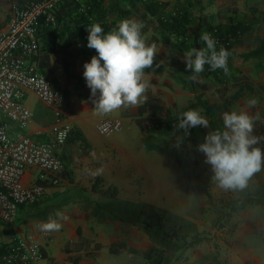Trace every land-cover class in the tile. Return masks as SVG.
Returning a JSON list of instances; mask_svg holds the SVG:
<instances>
[{
	"label": "crops",
	"instance_id": "crops-1",
	"mask_svg": "<svg viewBox=\"0 0 264 264\" xmlns=\"http://www.w3.org/2000/svg\"><path fill=\"white\" fill-rule=\"evenodd\" d=\"M29 1L32 0L0 2L2 13L0 30L7 26L13 7L24 6ZM174 1L176 10L169 12L173 14L188 12L191 19L190 27L198 28L200 34L210 33V30L216 27L223 28L224 33H228L229 29L234 30L237 25L250 28L246 32L238 33L229 41L231 53L228 58L229 72L224 73L219 80L207 77L202 72L198 81H192L189 78L191 73L185 67L186 52L178 50L180 39L172 38L167 33L162 35L155 20H150L149 16L142 20L144 12L141 9L131 10L127 1L105 0L106 6L120 3L123 10H131L125 16L117 12L108 13L106 23L110 24L112 29L125 18L143 22L146 43L155 42L157 45L154 64H159V67L156 70L145 69L142 79L148 85L146 90L148 98L139 105L122 106L113 113L101 115L95 110L90 89L86 85L73 91L72 107L69 111L65 110L63 105L72 128L85 136L88 150L80 141H67L60 147L58 154L65 165L70 166L67 169L70 172V179L64 176L62 171L61 186L47 188L45 195L36 204L20 210V222L24 225L18 235L36 241L43 250L44 257L37 264H213L215 261L224 264V259L227 260L226 264H248L247 256L237 257L235 253L219 257L213 250L214 238L193 248H186L183 242H171L156 230L132 225L113 216L114 210H130L131 204L138 207L153 206L191 220L200 232L211 233L212 227L201 221L202 215L193 216L189 212L194 207L204 206V202L198 199L188 175V167L153 138L155 126L143 123V120L150 116L149 113L141 116L140 106L149 99L156 98L164 107L165 116L178 118L179 115L175 113L179 108H197L195 104L203 92L216 93L218 96V90L224 88L229 91L236 88L239 91L236 82L238 76L248 78L251 86L257 88L259 85L257 83L253 85L252 78L256 76L264 78V74L256 68L258 62L244 58V55L258 46V40L264 38V0ZM79 2L85 4V0ZM59 16L63 22L69 23L75 20L76 14L72 12L70 6H64ZM65 26L59 27L58 30L52 27L53 33L39 36V51L36 56L40 72L57 90L58 86L61 90H73L76 83L69 80L67 73L75 71L83 77V65L91 59V56L82 54L84 47L78 38L70 33V25ZM188 41L191 42L190 37ZM57 67L66 77L64 86L55 79L52 82L48 76ZM208 79L215 82L216 87L200 91L197 83L203 85ZM247 96L248 94L235 100L229 111L244 109L250 114L254 107L248 108L245 102L256 94L250 90L249 97ZM209 98L214 101L212 95ZM23 101L33 115L26 134L37 140H45L53 123L52 109L28 90L25 91ZM259 106L261 105L258 103L256 107ZM107 117L122 121L121 132L112 136H102L98 133V123ZM128 123L136 124L140 132L131 128L125 131L124 125ZM260 126L255 124L254 134L257 136L264 134ZM209 131L210 126L205 128V135ZM146 139H149V145ZM201 142L200 139L196 140L198 144ZM263 145L262 140L256 146ZM192 160L200 164L206 177H213L211 165L205 163L202 153L198 151ZM182 165L185 166L188 183L186 186L181 182ZM97 169L102 171L94 175ZM96 179L100 180V189L116 190V194L95 192L93 185ZM34 180L35 173H27L24 177L27 186ZM187 187L190 188V194L186 193ZM49 218L62 224L59 231L41 230L40 224ZM250 250L251 248H248L247 251ZM260 264H264V256H261Z\"/></svg>",
	"mask_w": 264,
	"mask_h": 264
},
{
	"label": "built area",
	"instance_id": "built-area-1",
	"mask_svg": "<svg viewBox=\"0 0 264 264\" xmlns=\"http://www.w3.org/2000/svg\"><path fill=\"white\" fill-rule=\"evenodd\" d=\"M66 1L32 0L24 6L15 5L7 26L0 30V222L7 225L15 224L20 210L36 204L47 188L63 182L58 149L67 143L73 128L62 95L40 72L36 56L39 22L45 19L56 25L60 6ZM26 90L52 109L53 123L45 140L26 134L33 120L23 101ZM122 128L121 120L109 117L97 125L102 136L115 135ZM192 132L193 128L185 135L190 137ZM27 173H35L28 186L24 182ZM43 257L39 243L16 235L0 253V264H37Z\"/></svg>",
	"mask_w": 264,
	"mask_h": 264
},
{
	"label": "clouds",
	"instance_id": "clouds-1",
	"mask_svg": "<svg viewBox=\"0 0 264 264\" xmlns=\"http://www.w3.org/2000/svg\"><path fill=\"white\" fill-rule=\"evenodd\" d=\"M144 24L134 18H125L111 31L105 32L100 23L86 27L87 47L96 50L90 62L83 65V77L90 89L95 110L107 115L122 106H136L147 100V83L143 81L145 69H155L157 56L155 42L148 44L143 34ZM200 40L203 48H192L185 53V67L189 70L192 81H198L205 71V65L215 71L222 69L229 72L228 58L230 51L224 47L217 50V41L208 32H203ZM248 108L255 107L259 100L250 97L246 100ZM259 113L250 115L244 109H233L222 113L223 127L209 131L197 150L204 155L205 163L211 165L213 180L219 187L243 189L254 174L264 168V150L258 145L264 136L254 134ZM201 126L209 128V120L203 109L195 108L179 114L177 127L184 130ZM183 143L178 138V144ZM102 169H97L94 175ZM62 227L55 219L40 224L41 230L59 231Z\"/></svg>",
	"mask_w": 264,
	"mask_h": 264
},
{
	"label": "trees",
	"instance_id": "trees-1",
	"mask_svg": "<svg viewBox=\"0 0 264 264\" xmlns=\"http://www.w3.org/2000/svg\"><path fill=\"white\" fill-rule=\"evenodd\" d=\"M3 1L4 0H0V2ZM124 1L129 3L131 10L141 9L144 12L142 20H146L147 16L150 17V20H155L161 30L162 35L167 33L172 38L180 39L181 41L178 44L179 52L183 53L189 51L192 48L199 49L206 46L205 43L200 40L201 34L199 29L190 27L191 19L188 12L178 14L170 13L168 9L169 3L164 0ZM246 1L250 2L251 0ZM105 4V0H85L84 5L80 4L79 0L66 1L60 6L57 14L56 25L47 23L45 19H42L39 22L38 36L50 35L53 33V30H51L52 27H56L55 30H58L59 27L63 28L66 27V24H68L70 25V33L74 34L84 47L82 54L92 57L96 55V50L87 47L88 32L86 27L92 23H100L105 29V32H108L112 30L110 24L106 23L108 13L117 12L120 15L125 16L131 12V10H123L120 7V3H114L110 6H106ZM64 6H70L72 12L76 14L74 21L69 23L67 21H64L65 23L63 22L59 16V12ZM249 29L250 28L245 25H237L234 27V30L229 29L228 33H224L223 28L216 27L210 30V34L217 41V50H219L220 47H224L229 50V41L234 39L238 33L246 32ZM229 34L231 35L229 36ZM188 37L191 38V42L188 41ZM244 58L245 60H256L258 62L257 67L259 71L264 74V38L259 39L258 46L254 50L244 55ZM204 73L207 77H213L216 78V80H219L223 76L224 71L222 69L212 71L209 69L208 65H205ZM67 76L70 81H74V83H76V87L73 88V90H61L60 86H58L59 89L57 91L63 97L64 109L69 111L72 107L73 91L78 90L81 86H85L86 82L85 78L80 77L75 71H69ZM195 106L203 109L204 114L209 119L211 130L223 127V120L219 115V111L214 107L213 104L207 100L199 98ZM139 113L141 116L149 113V116L153 118L152 122L157 123L156 128L158 130L166 128L170 134H178L186 137L193 143L196 142L197 137L194 128L190 137L185 135V133H181L180 129L176 128L178 124V118L165 116L164 107L156 98H151L142 106H140ZM77 141H80L84 148L88 150V143L85 136L79 130L73 129L68 142ZM146 142L149 145V139H146ZM187 167L190 170L191 166L189 164H187ZM255 179L260 180V182L258 184L252 185V181ZM99 183L100 180L96 179V182L93 185V190L95 192L112 195L116 194V190L111 191V189H100ZM234 191L236 196L225 201L223 204V218L225 217L227 221H229L235 215L246 212L250 208L264 206V176H262L259 172L249 180L246 187L243 189H234ZM113 216L132 225H140L156 230L171 242H183L184 247L186 248H193L205 241H210L213 238V236L208 233L198 231L195 225L186 219L153 206L138 207L131 204L130 210L116 209L113 211ZM5 251V248L0 247V253Z\"/></svg>",
	"mask_w": 264,
	"mask_h": 264
},
{
	"label": "rangeland",
	"instance_id": "rangeland-1",
	"mask_svg": "<svg viewBox=\"0 0 264 264\" xmlns=\"http://www.w3.org/2000/svg\"><path fill=\"white\" fill-rule=\"evenodd\" d=\"M164 1L169 3L168 9L170 12L176 10L174 0ZM256 68L258 69L257 66ZM156 69L158 68H155V70ZM48 76L52 80V82H54L53 80L55 79L60 83L61 86L65 85L66 77L62 74V71L59 67L52 70ZM236 82H238L237 85L240 88L239 91L236 88H232V90L230 91L224 88L223 90H218V96H216V93L207 94V92H203L204 94H201V97L199 98L207 100L211 104H213L214 107L219 111V115L222 118V113L225 111H229V108L232 106V104L236 102L235 100L243 98V96L247 94L248 98L251 90L256 94V96L254 97L258 98L259 104L261 106H255L250 112V115H256L257 113H259L261 119L256 121V124L261 125L260 128L264 131V78L261 79L257 76L252 78L253 85H255L256 83L257 85H259V87H255L257 89L256 91L254 90L255 88L251 86L252 83L248 81V78L246 77L238 76ZM197 84L196 85L198 86V89L200 91H207L209 90V88L216 87V83L210 81L209 79L203 85L200 83ZM206 95H208L209 97H211L212 95L214 97V101H212V98L206 97ZM187 110L189 109L179 108L175 114L179 115L181 112ZM152 121L153 118L148 117L143 120V123L145 125L152 124L153 126H155L156 130L154 132L153 138L158 141L167 152L174 154L175 157L185 166H187V164L191 166L188 175L193 182L198 199L200 200V202H204V206H199L197 208L194 207L189 210V212L192 213L193 216L202 215L201 221L205 225L212 227V232L208 234L213 235V238L215 239V241L212 243L214 253L218 254L219 257H225V255L227 256L230 253H235V256L237 257L247 256L249 258L248 264H254V262L260 264L261 256H264V208L260 207L264 206L250 208L244 213L233 216L229 221H227L225 217L223 218V204L225 201L236 196L234 189L225 190L221 187H217V182L214 181L212 177H206L204 175V172L202 171L200 164L192 160V158L194 156L196 157L198 153V143H193L186 137L178 134H170L166 128L158 130L156 128L157 123H153ZM128 128L134 129L138 133L140 132V129L136 124L128 123L124 125L125 131L128 130ZM194 130L197 137L196 140L198 141L200 139L203 142L205 136V128L196 126ZM178 138H182L183 143L178 144ZM261 149L264 150V145L261 146ZM185 166L182 165L181 168V182L182 185L186 186L188 185V183L185 173ZM69 167L70 166L65 165V163L63 162V175L70 179V172L67 170ZM260 173L262 176H264V168H262ZM254 176L255 174L253 175V177ZM259 182L260 180L255 179L254 181H252V185L258 184ZM187 188L188 189L186 193L190 194V188ZM186 220L190 223H193L196 229L199 231L194 222L188 219ZM23 225L24 223L20 222L19 217L13 225L0 223V247L7 249V247L12 243L14 237L18 235V232L21 230ZM248 248H251V250L247 251ZM226 261L227 260L224 259V264H226ZM213 264H221V262L215 261Z\"/></svg>",
	"mask_w": 264,
	"mask_h": 264
}]
</instances>
